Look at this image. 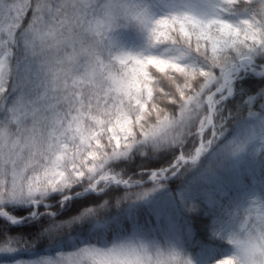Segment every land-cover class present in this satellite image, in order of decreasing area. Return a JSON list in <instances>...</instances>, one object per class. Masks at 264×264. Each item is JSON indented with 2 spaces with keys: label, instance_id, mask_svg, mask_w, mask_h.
<instances>
[{
  "label": "snow or ice",
  "instance_id": "1",
  "mask_svg": "<svg viewBox=\"0 0 264 264\" xmlns=\"http://www.w3.org/2000/svg\"><path fill=\"white\" fill-rule=\"evenodd\" d=\"M0 264H264V0H0Z\"/></svg>",
  "mask_w": 264,
  "mask_h": 264
},
{
  "label": "trees",
  "instance_id": "2",
  "mask_svg": "<svg viewBox=\"0 0 264 264\" xmlns=\"http://www.w3.org/2000/svg\"><path fill=\"white\" fill-rule=\"evenodd\" d=\"M199 227V226H198Z\"/></svg>",
  "mask_w": 264,
  "mask_h": 264
}]
</instances>
